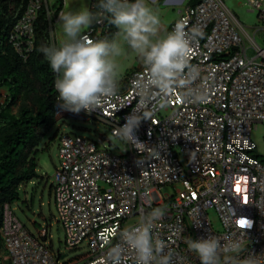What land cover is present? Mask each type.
Returning <instances> with one entry per match:
<instances>
[{
  "label": "built area",
  "instance_id": "1",
  "mask_svg": "<svg viewBox=\"0 0 264 264\" xmlns=\"http://www.w3.org/2000/svg\"><path fill=\"white\" fill-rule=\"evenodd\" d=\"M60 2L28 0L8 36L24 60L33 52L39 16L45 15L51 32L61 13ZM247 2L264 22V0ZM94 4L90 10L95 11ZM180 19H187L186 30L195 25L204 33L192 43L190 64L198 68L196 83L208 86L207 100L188 102L176 92L164 106L155 90L143 99L133 84L145 72L140 61L118 80V94L101 109L81 110L85 118L104 122L112 135L132 111L149 115L135 136L147 148L155 147L159 158L152 149L140 153L126 141V153L115 154L87 138L62 135L54 173L55 202L67 248L79 250L85 244L87 250L73 258L55 251L47 227L34 235L7 202L1 208L0 235L10 264H102L109 241L117 243L118 232L135 225L153 207L167 210L154 235L174 253V264H199L187 251V237H234L243 240V255L264 253V162L251 139L257 127L264 137V48L223 0L185 5L168 32ZM110 25L108 19L94 22L84 34L110 40ZM55 105L65 114H77L61 107L57 98ZM165 186L172 192L162 193ZM211 210L219 228L213 225ZM131 220L136 221L129 225ZM124 259L125 264H134L130 251Z\"/></svg>",
  "mask_w": 264,
  "mask_h": 264
},
{
  "label": "clouds",
  "instance_id": "2",
  "mask_svg": "<svg viewBox=\"0 0 264 264\" xmlns=\"http://www.w3.org/2000/svg\"><path fill=\"white\" fill-rule=\"evenodd\" d=\"M93 8L95 11L81 6L76 11L61 12L58 24L63 39L58 44L39 48L56 74L54 87L61 107L77 113L69 116L87 119L79 114L81 110L91 113L101 109L118 94V58L126 54L125 46L145 68L133 82L143 99L150 98L155 90L164 106L176 92L188 102L207 100L208 86L196 83L198 68L190 64L192 43L204 36L198 26L186 30L187 19H180L172 31L161 35L160 17L145 0H98ZM103 19H108L117 29L111 40L92 39L84 34L94 22ZM4 97L5 92L1 103ZM147 119L151 117L132 111L113 135L133 144L140 153L152 149L159 158L155 147L147 148L135 136L141 121ZM166 212L165 208L153 207L142 213L135 225L119 231L118 242L109 241L102 264H125L124 257L129 251L134 264H174V253L164 240L154 235V228L164 220ZM185 243L199 264H264V253L243 255L246 246L238 238L208 235L198 239L187 237Z\"/></svg>",
  "mask_w": 264,
  "mask_h": 264
},
{
  "label": "rangeland",
  "instance_id": "3",
  "mask_svg": "<svg viewBox=\"0 0 264 264\" xmlns=\"http://www.w3.org/2000/svg\"><path fill=\"white\" fill-rule=\"evenodd\" d=\"M227 8L233 12L239 22L244 26L246 32L255 37L257 44L264 48V22L258 17V12L252 10L247 0H223ZM145 3L160 17V34L168 32L171 23L178 17V10L183 9L189 3V0H145ZM90 0H65L63 12L76 11L81 6H89ZM52 39L56 44L63 39L58 21L53 24L51 29ZM126 54L118 58V80L130 72L133 68L139 66L140 59L125 46ZM249 54H253L252 51ZM6 92L4 89L0 92V100ZM22 100H17L12 106V112L16 113ZM30 104L29 101H27ZM60 110V109H59ZM56 110L57 119L54 126L47 132L45 138L37 147V177L27 182H23L19 187V198L11 205L16 216L22 221L26 228L37 235V229L47 227L48 242L51 241L53 249L67 254L68 258L81 255L87 250L83 244L79 250H69L66 244V234L63 225L59 219V213L55 202L54 191V173L59 166V142L64 134L76 135L97 143L101 148L108 149L115 154H125L127 144L124 140L112 135L108 126L101 120L95 118L84 119L80 116L72 117L70 114L63 115ZM105 137L106 139H101ZM251 139L255 144V151L261 158H264V137L261 127H257L251 133ZM109 142L113 144L110 147ZM172 188L165 186L162 193H171ZM213 225L219 228L217 214L214 211L208 212ZM136 220L129 221V225ZM8 254L0 236V264H10L7 259Z\"/></svg>",
  "mask_w": 264,
  "mask_h": 264
},
{
  "label": "trees",
  "instance_id": "4",
  "mask_svg": "<svg viewBox=\"0 0 264 264\" xmlns=\"http://www.w3.org/2000/svg\"><path fill=\"white\" fill-rule=\"evenodd\" d=\"M200 1L189 0L188 4ZM27 2L0 0V91H6L0 103V230L3 204L12 205L19 198L22 183L37 177V147L57 119L54 72L39 51L52 40L45 15L41 14L35 25L34 49L26 60L8 43L9 32L26 10ZM116 32L111 24L110 40ZM18 99L22 101L14 113L12 106Z\"/></svg>",
  "mask_w": 264,
  "mask_h": 264
},
{
  "label": "crops",
  "instance_id": "5",
  "mask_svg": "<svg viewBox=\"0 0 264 264\" xmlns=\"http://www.w3.org/2000/svg\"><path fill=\"white\" fill-rule=\"evenodd\" d=\"M93 1H95V0H90V4L88 6L89 9L91 8V4H92ZM64 4H65V0H63L61 12H63V6H64Z\"/></svg>",
  "mask_w": 264,
  "mask_h": 264
},
{
  "label": "snow or ice",
  "instance_id": "6",
  "mask_svg": "<svg viewBox=\"0 0 264 264\" xmlns=\"http://www.w3.org/2000/svg\"><path fill=\"white\" fill-rule=\"evenodd\" d=\"M246 199V198H245ZM244 221H241V225H243Z\"/></svg>",
  "mask_w": 264,
  "mask_h": 264
},
{
  "label": "bare ground",
  "instance_id": "7",
  "mask_svg": "<svg viewBox=\"0 0 264 264\" xmlns=\"http://www.w3.org/2000/svg\"><path fill=\"white\" fill-rule=\"evenodd\" d=\"M60 112H62V110H59Z\"/></svg>",
  "mask_w": 264,
  "mask_h": 264
}]
</instances>
